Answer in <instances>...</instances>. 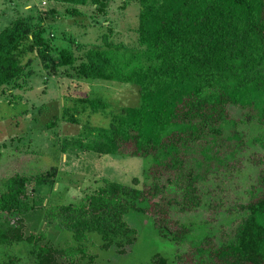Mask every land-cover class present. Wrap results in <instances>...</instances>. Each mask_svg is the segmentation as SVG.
Here are the masks:
<instances>
[{"label":"trees","instance_id":"16d2710c","mask_svg":"<svg viewBox=\"0 0 264 264\" xmlns=\"http://www.w3.org/2000/svg\"><path fill=\"white\" fill-rule=\"evenodd\" d=\"M66 12L90 3L103 14L109 0H57ZM138 5L136 44L125 48L108 42L88 46L75 64L70 48H59L57 64L82 79H103L136 86L138 102L112 113L106 127L73 146L97 154L150 156L140 187L103 179L74 202L45 206L42 219L71 233L63 247L38 244L44 232L22 235V215L33 209L26 182L42 184L55 168L34 176L11 174L0 191V264H18L11 246H26L29 264H76L87 254L90 233L99 247L130 245L136 230L123 216L146 213L158 233L179 241L190 228L170 218L171 208L195 210L201 186L209 178L230 177L243 167L244 133L237 125L264 127V0H125ZM51 11L54 9H50ZM14 17L0 28V89L25 79L33 56L49 59L51 45L38 18ZM32 57H31V56ZM91 112L103 110L100 98L81 97ZM240 110L229 115L228 106ZM64 115V114H63ZM66 116V115H65ZM76 121L75 114L67 115ZM264 150V139L255 137ZM257 168L247 198L227 206L210 201L213 213H237L217 235H205L171 259L153 255L150 264H264V153L249 152ZM138 204H142L139 207Z\"/></svg>","mask_w":264,"mask_h":264},{"label":"rangeland","instance_id":"374dc122","mask_svg":"<svg viewBox=\"0 0 264 264\" xmlns=\"http://www.w3.org/2000/svg\"><path fill=\"white\" fill-rule=\"evenodd\" d=\"M67 7L57 0H0V28L16 16L29 15L32 22L39 18L44 27L43 35L51 45L48 60L30 55L31 63L25 69L29 75L0 89V191L4 190L5 178L11 174L34 176L50 166L55 168L54 176L42 184L26 182L28 199L33 201L34 207L21 216V231L23 236L43 231L44 238L38 244L56 248L73 240L67 229L42 219L45 206L74 202L92 192L103 179L130 184L136 177L135 186L140 187L142 182L149 181L144 170L151 162L150 156L97 154L73 146L74 139L87 141L93 129L106 127L111 114L121 106L137 104L138 93L131 83L82 79L73 69L57 64L56 53L59 48H70L76 64L85 48L103 46V36L108 42L133 47L137 3L109 0L103 14L96 12L90 3L78 6V14L66 12ZM81 97L100 98L106 102V107L91 112L86 104L77 100ZM228 109L231 117L239 118L238 108L229 105ZM73 113L76 121L68 119L67 115ZM237 130L244 133L246 140L242 169L230 177L220 175L222 180L209 178L201 186L202 202L195 210L181 212L171 208L170 218L190 228L182 239L175 241L158 233L146 213L130 209L123 218L136 230L134 241L120 251L114 244L102 249L99 235L90 233L86 252L92 258L81 257L76 264H150L153 255L171 259L205 235H217L221 228L228 229L237 213L221 211L213 213V219H209L208 205L215 201L225 207L247 198L257 168L246 156L253 151L264 153L254 141L255 137L264 139L263 126L254 122L240 123ZM11 249L20 259L18 264H29L25 244H14Z\"/></svg>","mask_w":264,"mask_h":264}]
</instances>
